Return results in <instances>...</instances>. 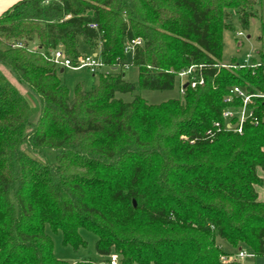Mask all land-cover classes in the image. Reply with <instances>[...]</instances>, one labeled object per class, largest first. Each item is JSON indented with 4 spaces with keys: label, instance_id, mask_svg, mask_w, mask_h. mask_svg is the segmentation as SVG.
I'll return each mask as SVG.
<instances>
[{
    "label": "trees",
    "instance_id": "trees-1",
    "mask_svg": "<svg viewBox=\"0 0 264 264\" xmlns=\"http://www.w3.org/2000/svg\"><path fill=\"white\" fill-rule=\"evenodd\" d=\"M259 6L21 0L4 11L0 64L38 96L40 112L31 122L30 104L0 73V264H68L54 256L46 226L74 250L84 246L80 229L93 233L97 254L119 264H240L222 260L230 255L217 239L264 257V201L254 189L264 171V101L241 134L214 127L224 124L229 88L264 92V23L260 67L218 68L223 33L234 18L247 30ZM80 41L108 71L70 97L49 55L62 49L76 65ZM192 65L202 66L204 85L179 99L116 98L134 91L127 66L140 89L167 91Z\"/></svg>",
    "mask_w": 264,
    "mask_h": 264
},
{
    "label": "rangeland",
    "instance_id": "rangeland-1",
    "mask_svg": "<svg viewBox=\"0 0 264 264\" xmlns=\"http://www.w3.org/2000/svg\"><path fill=\"white\" fill-rule=\"evenodd\" d=\"M257 17L251 18L247 30H243L238 25L236 19L233 20L234 31H225L223 33V48L221 52V63H229L233 59L236 62H242L246 56L250 59H257V52L260 50L261 44L258 39L261 36V26L264 23V6L257 7ZM240 33V36H238ZM35 45H31L33 49ZM78 51L82 56H89L90 51L80 41L78 45ZM108 69L103 67L96 74H91L87 69H63L61 73L57 70V75L60 81L64 84L69 92V96L73 95V90L76 85H81L84 91L93 90L98 83L100 74L107 72ZM0 73L6 78L9 83L28 101L32 108L31 122H34L40 112V101L38 96L28 89L23 84L19 83L15 74L9 69L0 64ZM124 80L134 85V91L128 94H116V98L124 102H130L134 97H140L145 100L148 104H160L170 99H179L181 97L179 93V80L176 79L172 90L167 91H152L142 90L138 87V75L137 69L133 66H127L123 70ZM184 138L185 137H180ZM23 149L28 151L26 146ZM35 156L34 153H30ZM50 158L53 159L54 155L49 154ZM36 157V156H35ZM257 185V184H256ZM45 233L50 237L53 246L54 256L63 262L68 264H75L82 261H91L94 263H104L107 261V257H103L97 254L95 250L96 236L85 230L80 229L78 231L80 239L84 242V246L74 250L70 246H64L62 244L61 232H52L48 226L45 227ZM217 243L222 247L224 253H227L226 248H231L227 243L217 239ZM240 250L246 251L248 254H252L246 248L240 247ZM235 253L237 254L238 251Z\"/></svg>",
    "mask_w": 264,
    "mask_h": 264
},
{
    "label": "built area",
    "instance_id": "built-area-1",
    "mask_svg": "<svg viewBox=\"0 0 264 264\" xmlns=\"http://www.w3.org/2000/svg\"><path fill=\"white\" fill-rule=\"evenodd\" d=\"M240 36V33H238ZM141 40L135 39L128 43L125 51L129 52L133 50L134 46L140 45ZM50 61L60 70L62 69H87L91 74H96L100 68L104 66L97 58V54L90 53L89 56H81L78 63L74 65L71 60L67 57L62 49H56L50 52ZM261 66L260 60L246 58L242 62H229L221 63L218 68H224L227 70H236L243 68L256 69ZM176 79L179 80V93L183 94L185 88H195L197 86L204 85V78L202 75L201 65H192L186 69L181 70L176 75ZM186 85V87H184ZM257 100L264 101V92L249 93L245 88L239 86H233L229 88L227 96L224 98V103L227 107L221 113V119L224 122L222 125L219 122L214 123V127L217 131L222 129L230 130L232 132L241 134L243 125L246 122L257 124L254 115L255 103ZM252 257L253 254H248L244 250H239L235 256H226L222 260L224 262L236 261V259H242L244 257ZM104 264H119L118 256L111 254L108 257V261Z\"/></svg>",
    "mask_w": 264,
    "mask_h": 264
},
{
    "label": "crops",
    "instance_id": "crops-1",
    "mask_svg": "<svg viewBox=\"0 0 264 264\" xmlns=\"http://www.w3.org/2000/svg\"><path fill=\"white\" fill-rule=\"evenodd\" d=\"M19 1L21 0H0V15ZM60 72L62 73L63 69ZM257 176L260 182L254 186V189L256 191L258 201H264V171H262L261 169H258ZM226 249H227L226 254L230 256L236 255L235 253L236 251H233L236 249L234 248H226ZM240 249L241 248H237V251H239ZM236 261L239 262L240 264H264V257L248 256L242 259H236Z\"/></svg>",
    "mask_w": 264,
    "mask_h": 264
},
{
    "label": "water",
    "instance_id": "water-1",
    "mask_svg": "<svg viewBox=\"0 0 264 264\" xmlns=\"http://www.w3.org/2000/svg\"><path fill=\"white\" fill-rule=\"evenodd\" d=\"M184 87H186V85H185ZM133 204H134V203H133Z\"/></svg>",
    "mask_w": 264,
    "mask_h": 264
}]
</instances>
